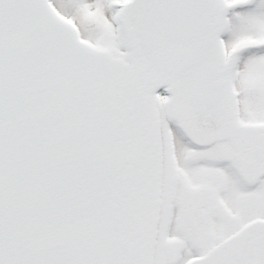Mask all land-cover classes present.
<instances>
[{"label": "snow or ice", "instance_id": "snow-or-ice-1", "mask_svg": "<svg viewBox=\"0 0 264 264\" xmlns=\"http://www.w3.org/2000/svg\"><path fill=\"white\" fill-rule=\"evenodd\" d=\"M0 264H264V0H0Z\"/></svg>", "mask_w": 264, "mask_h": 264}]
</instances>
